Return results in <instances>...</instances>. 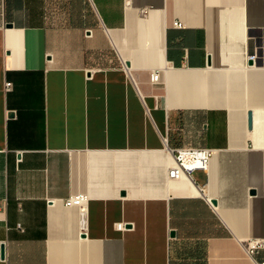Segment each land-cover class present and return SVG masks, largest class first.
<instances>
[{"label":"crops","instance_id":"obj_1","mask_svg":"<svg viewBox=\"0 0 264 264\" xmlns=\"http://www.w3.org/2000/svg\"><path fill=\"white\" fill-rule=\"evenodd\" d=\"M0 2V264L264 261V0Z\"/></svg>","mask_w":264,"mask_h":264},{"label":"built area","instance_id":"obj_2","mask_svg":"<svg viewBox=\"0 0 264 264\" xmlns=\"http://www.w3.org/2000/svg\"><path fill=\"white\" fill-rule=\"evenodd\" d=\"M3 9V3L0 2V10ZM175 25L177 27H182L183 23L181 22H175ZM1 26H5L4 20L1 21ZM258 57L257 50L254 54H251L249 56L250 59H253L256 61ZM93 73V71H90ZM161 73L160 71H153L151 74V82L153 84H159L161 82L160 80ZM6 90L12 89V83L7 82L5 85ZM165 141H167V137L164 138ZM216 150L212 148H206V147H182L177 149L176 151H173L174 155V161L171 164V167L169 169V177L174 179H180L185 177L186 175H191V173L195 170H205L207 171L210 165L211 158L215 154ZM18 155V163L22 161L23 157V151H17ZM210 204L213 205L212 199L207 198ZM53 199H48V203H51ZM89 201V195L87 193H78L69 196L67 199H65L64 203L67 206H78L82 209H85ZM127 226V223L120 222L116 223V228L119 230H125ZM20 229L22 228V225L18 226ZM5 244V243H4ZM246 251L248 255L251 257H255L257 253L264 248V238H251L246 241L245 245ZM5 258V255H4ZM259 264H264V261H262Z\"/></svg>","mask_w":264,"mask_h":264},{"label":"water","instance_id":"obj_3","mask_svg":"<svg viewBox=\"0 0 264 264\" xmlns=\"http://www.w3.org/2000/svg\"><path fill=\"white\" fill-rule=\"evenodd\" d=\"M12 26H13L12 24H9V25H8V27H12ZM249 64H250V65H254V64H260V63H258L257 60L254 61L253 59H250ZM248 124H249V128L251 129L252 126H253L252 112H249V113H248ZM254 193H255V191H253V194H254ZM123 194H125V193L123 192ZM213 203L216 204V201H213ZM171 234L174 235L173 232H172ZM4 255H5V248L2 247V256H4Z\"/></svg>","mask_w":264,"mask_h":264}]
</instances>
